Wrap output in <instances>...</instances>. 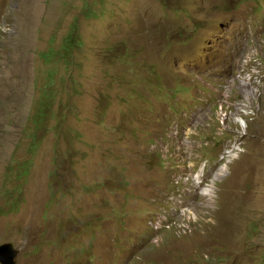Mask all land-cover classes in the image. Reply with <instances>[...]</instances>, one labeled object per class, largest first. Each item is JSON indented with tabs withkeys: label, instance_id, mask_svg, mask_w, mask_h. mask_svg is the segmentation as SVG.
<instances>
[{
	"label": "rangeland",
	"instance_id": "obj_1",
	"mask_svg": "<svg viewBox=\"0 0 264 264\" xmlns=\"http://www.w3.org/2000/svg\"><path fill=\"white\" fill-rule=\"evenodd\" d=\"M5 243L15 264H264V0H0Z\"/></svg>",
	"mask_w": 264,
	"mask_h": 264
},
{
	"label": "built area",
	"instance_id": "obj_2",
	"mask_svg": "<svg viewBox=\"0 0 264 264\" xmlns=\"http://www.w3.org/2000/svg\"><path fill=\"white\" fill-rule=\"evenodd\" d=\"M254 75L250 72H246L245 70L243 71H238L236 74V77L234 79H232L231 81L226 82V84H224L223 86L225 87V90L231 91V86L234 82L235 79L239 80L242 84L245 82L247 84H252ZM170 199L173 198V196L169 197ZM171 211L173 213H176L174 210H176L175 208L170 207ZM161 223H156V225L159 227ZM176 224V229L175 231L179 234H189L193 232L192 227L190 226V223L186 222V221H171V222H165L163 226H161L162 228L164 227H173ZM154 226V225H153ZM155 226V227H157ZM154 227V228H155ZM161 242V237L159 236L158 238L155 237L154 239V244L156 246H159V243Z\"/></svg>",
	"mask_w": 264,
	"mask_h": 264
},
{
	"label": "water",
	"instance_id": "obj_3",
	"mask_svg": "<svg viewBox=\"0 0 264 264\" xmlns=\"http://www.w3.org/2000/svg\"><path fill=\"white\" fill-rule=\"evenodd\" d=\"M18 255V250L11 243L0 245V263L15 264V259Z\"/></svg>",
	"mask_w": 264,
	"mask_h": 264
},
{
	"label": "clouds",
	"instance_id": "obj_4",
	"mask_svg": "<svg viewBox=\"0 0 264 264\" xmlns=\"http://www.w3.org/2000/svg\"><path fill=\"white\" fill-rule=\"evenodd\" d=\"M236 74H237V73H236ZM235 77H236V75H234V76H233L230 80H228V81H231V80L234 79ZM228 81H227V82H228ZM238 82L240 83V85H241L242 87H245V86H243V84H242L239 80L235 79L234 82H233V84H232V86H231V91H230L231 93H232V91H233L234 86H235ZM251 93H252V95H254V90H252ZM169 197H170V196H169ZM169 197H168V199H170ZM170 200H171V199H170ZM188 223H191V222H188ZM189 234H191V233H189ZM154 246H155V247H158V246H156L155 244H154Z\"/></svg>",
	"mask_w": 264,
	"mask_h": 264
},
{
	"label": "bare ground",
	"instance_id": "obj_5",
	"mask_svg": "<svg viewBox=\"0 0 264 264\" xmlns=\"http://www.w3.org/2000/svg\"><path fill=\"white\" fill-rule=\"evenodd\" d=\"M246 21V20H245ZM254 49V48H253ZM202 83V82H201ZM203 84V83H202ZM221 101V100H220ZM222 113V112H221ZM224 121V120H223Z\"/></svg>",
	"mask_w": 264,
	"mask_h": 264
}]
</instances>
